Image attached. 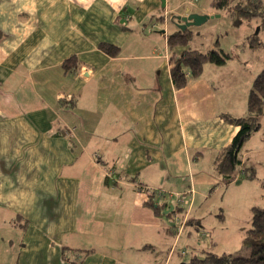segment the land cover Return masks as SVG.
Masks as SVG:
<instances>
[{
  "label": "crops",
  "instance_id": "0c3cea01",
  "mask_svg": "<svg viewBox=\"0 0 264 264\" xmlns=\"http://www.w3.org/2000/svg\"><path fill=\"white\" fill-rule=\"evenodd\" d=\"M166 5L0 0V264H172L180 237L166 212L176 195L192 220L182 236L195 239L182 257L213 251L200 206L242 182L226 184L216 169L255 75L245 59L206 62L175 87L169 56L183 49L170 50L172 33L154 23ZM257 137L239 157L263 172L244 181L264 198Z\"/></svg>",
  "mask_w": 264,
  "mask_h": 264
},
{
  "label": "rangeland",
  "instance_id": "374dc122",
  "mask_svg": "<svg viewBox=\"0 0 264 264\" xmlns=\"http://www.w3.org/2000/svg\"><path fill=\"white\" fill-rule=\"evenodd\" d=\"M238 1L242 0H234L229 7L218 9L214 5L213 0H167V5L165 6L166 11L164 9L161 11L158 8L154 12V16L156 17L154 23L157 27L164 29V32H166L164 35L166 37L167 32L170 31L172 33L178 30L171 19V15L183 14L187 11L185 8H191L193 11L209 12L211 15L218 16L199 27L188 29L190 32L195 30L198 32V35L193 37V41L189 43V46L203 52V50L208 51L213 49L215 45L217 49L229 55V59H232L230 62H234L235 64L245 59L241 63L246 62V68L249 70V73L252 71L253 75H255L251 82V90L255 78L264 70V27L261 25L259 18H251L249 20V17L240 18L237 14L239 10V5H237ZM171 10L174 11L172 12L173 14L168 13ZM166 41L168 44V39ZM174 58L177 57L174 56ZM258 122L260 124L259 128L252 132V134H257L258 136L256 143L259 140H264L262 137V132L264 133V113L259 117ZM258 146L259 144L256 147ZM249 147L254 150L255 145L252 144ZM254 153L253 151L250 156L252 160L255 156ZM246 162H251V160L247 159ZM249 165L251 163L246 164L245 168ZM262 173L261 170L257 169L256 176L262 177ZM244 178L242 175L241 178L238 177L237 179L242 180V182L231 185V191L223 197H221V193L211 196L208 201L213 202V205L207 211L204 207L200 206L204 228L210 233L215 234L213 251L209 250L213 253L222 254L232 252L233 255L241 256L248 254L247 249L241 246L243 230L249 228L252 203L256 199L254 203L255 207L264 208V198L260 194H257L261 190L260 187L256 183L246 184L244 180L247 179ZM177 216L179 220L186 218L185 213L177 214ZM191 222L192 220H188L187 224ZM193 242H195V239L192 237L188 238L186 234L180 236V241L176 244L177 250L171 261L172 264H180L188 261L189 255L183 258L179 253L185 247L191 252L190 249L192 248L189 245H192ZM204 251L199 249L197 256H200ZM0 262H2L1 259Z\"/></svg>",
  "mask_w": 264,
  "mask_h": 264
},
{
  "label": "trees",
  "instance_id": "16d2710c",
  "mask_svg": "<svg viewBox=\"0 0 264 264\" xmlns=\"http://www.w3.org/2000/svg\"><path fill=\"white\" fill-rule=\"evenodd\" d=\"M234 0H213L216 8L225 9ZM238 15L243 18H259L264 27V0H242L238 1ZM239 18V19H240ZM192 38V33L187 30L180 32L175 30L168 37L170 50L175 47L182 48L181 54L174 58L170 55V75L175 87H182L186 83V71L191 77H198L202 72L204 63L209 62L215 65H223L229 59L226 53L215 48L207 52L186 49ZM110 55L116 54V49L110 45H105ZM264 113V70L255 78L249 92L247 101V116L241 119L232 120L239 126V131L232 140V143L220 155L217 162V173L226 184L237 180V175L241 174L244 179L255 181L256 170L253 167L242 168L240 154L243 145L253 131L259 128V117ZM240 167V169H239ZM250 168V169H249ZM240 175V176H241ZM264 188V181L261 182ZM148 203L154 208L156 213L162 211L160 205ZM242 246L247 249V255H233L230 253L217 254L209 250L204 251L200 256L194 254L187 262L180 264H264V208L253 206L251 208V219L249 228L245 231Z\"/></svg>",
  "mask_w": 264,
  "mask_h": 264
},
{
  "label": "water",
  "instance_id": "95a60500",
  "mask_svg": "<svg viewBox=\"0 0 264 264\" xmlns=\"http://www.w3.org/2000/svg\"><path fill=\"white\" fill-rule=\"evenodd\" d=\"M164 3V0H162ZM163 6V4H162ZM186 13V14H185ZM182 16H173L172 21L178 30L182 32L186 31L191 27H199L202 24H205L210 19H214L218 16L199 14V13H190L186 11ZM237 181L236 183H238Z\"/></svg>",
  "mask_w": 264,
  "mask_h": 264
},
{
  "label": "built area",
  "instance_id": "2783aa9c",
  "mask_svg": "<svg viewBox=\"0 0 264 264\" xmlns=\"http://www.w3.org/2000/svg\"><path fill=\"white\" fill-rule=\"evenodd\" d=\"M126 20H128V16L126 17ZM163 192H159L158 195H162ZM175 205H173L172 210L175 211L176 210V206L178 205V203H184L183 197L176 195L175 196ZM170 225L176 229V233L179 235L182 233L183 229H184V225H185V219H181L179 220L177 215H173L172 218L169 220ZM205 235V234H204Z\"/></svg>",
  "mask_w": 264,
  "mask_h": 264
},
{
  "label": "clouds",
  "instance_id": "9594fccd",
  "mask_svg": "<svg viewBox=\"0 0 264 264\" xmlns=\"http://www.w3.org/2000/svg\"><path fill=\"white\" fill-rule=\"evenodd\" d=\"M127 17V16H126ZM128 20H129V17H128ZM128 20H126V21H128ZM182 32V31H181ZM216 47H215V45H214V47H213V49H215ZM175 199H174V202L170 205V208L168 209V211L166 212V216L168 217V220H170L171 218H172V216L173 215H177V214H183V213H185V215H186V218H185V225H184V228H185V226L187 225V214H188V212H186V211H184L183 210V212H181L180 211V208L178 207V205L176 206V210L175 211H173L172 210V207H173V205H175ZM179 204V203H178ZM181 204H183V203H181ZM179 218V217H178ZM170 224V223H169ZM170 227H171V230H172V232H173V234L175 235V233H176V229L175 228H173L171 225H170ZM183 232H184V229H183V231H182V233L181 234H177L176 233V239H178L182 234H183ZM184 254H185V252H181V256H184Z\"/></svg>",
  "mask_w": 264,
  "mask_h": 264
},
{
  "label": "flooded vegetation",
  "instance_id": "af4514ba",
  "mask_svg": "<svg viewBox=\"0 0 264 264\" xmlns=\"http://www.w3.org/2000/svg\"><path fill=\"white\" fill-rule=\"evenodd\" d=\"M191 28H192V27H191ZM189 29H190V28H189ZM187 30H188V29H187ZM187 30H186V31H187ZM178 31H180V32H181V30H178ZM184 32H185V31H184Z\"/></svg>",
  "mask_w": 264,
  "mask_h": 264
}]
</instances>
